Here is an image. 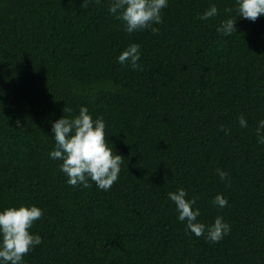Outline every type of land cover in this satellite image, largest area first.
<instances>
[{
	"label": "trees",
	"instance_id": "obj_1",
	"mask_svg": "<svg viewBox=\"0 0 264 264\" xmlns=\"http://www.w3.org/2000/svg\"><path fill=\"white\" fill-rule=\"evenodd\" d=\"M110 2L0 0V209L43 210L24 264H264V17L222 36L235 0H169L157 34H128ZM211 5L219 15L199 20ZM131 43L138 71L116 59ZM81 106L125 160L108 191L68 185L48 158L51 123ZM177 188L199 222L221 216L230 233L186 234Z\"/></svg>",
	"mask_w": 264,
	"mask_h": 264
},
{
	"label": "clouds",
	"instance_id": "obj_2",
	"mask_svg": "<svg viewBox=\"0 0 264 264\" xmlns=\"http://www.w3.org/2000/svg\"><path fill=\"white\" fill-rule=\"evenodd\" d=\"M99 3L100 0H97ZM169 0H111L108 12L116 19L124 22V30L128 34L150 30L157 34L159 29L153 27L163 22L162 10L168 6ZM227 19L220 22L216 31L222 36H231L236 32V18L255 21L264 17V0H235L234 7L228 9ZM219 15V9L211 5L197 18L207 21ZM141 45L131 43L116 58L121 65H129L133 71L141 70ZM239 125L247 127L246 119L238 118ZM103 117L93 119L86 106H81L78 115L65 117L51 123L54 147L48 158L60 161L59 171L66 177V183L72 187L89 188L93 186L108 191L119 179L121 165L125 161L121 155L109 147L105 136ZM227 134V132L225 133ZM258 143L264 144V119L258 121ZM216 173L224 181L228 173L217 168ZM174 204L177 220L184 223L186 234L199 238L204 237L211 243H219L231 231V226L223 217L217 216L211 224L198 221L200 209L194 207L196 199H187L184 188H177L167 193ZM216 208H225L228 200L222 194L212 199ZM43 210L35 205L5 207L0 209V264H24V258L43 243L41 235L33 233L34 223L41 219Z\"/></svg>",
	"mask_w": 264,
	"mask_h": 264
}]
</instances>
